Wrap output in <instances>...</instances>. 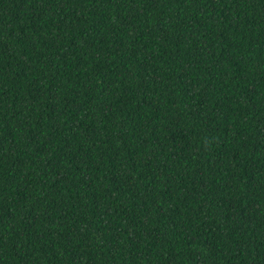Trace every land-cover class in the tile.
<instances>
[{
	"label": "trees",
	"instance_id": "trees-1",
	"mask_svg": "<svg viewBox=\"0 0 264 264\" xmlns=\"http://www.w3.org/2000/svg\"><path fill=\"white\" fill-rule=\"evenodd\" d=\"M0 264H264V0H0Z\"/></svg>",
	"mask_w": 264,
	"mask_h": 264
}]
</instances>
